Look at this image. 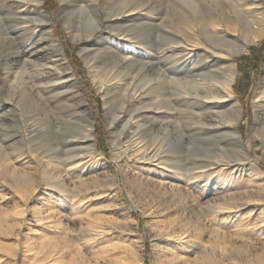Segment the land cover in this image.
<instances>
[{"label": "rangeland", "instance_id": "rangeland-1", "mask_svg": "<svg viewBox=\"0 0 264 264\" xmlns=\"http://www.w3.org/2000/svg\"><path fill=\"white\" fill-rule=\"evenodd\" d=\"M103 1L101 28L87 37L96 23L92 9H73L65 24L60 0H42L38 9L51 19L45 29L21 21L33 0H0V264H264V140L257 132V112L264 109V37L235 57L231 99L243 111L234 129L247 154L215 127L219 118L199 102L164 108L156 116L145 95L125 97L133 87L115 78L116 72L105 77L108 69L97 74L87 64L85 45L102 39L103 50L140 55L146 40L163 36L150 24L180 15L172 0H134L143 9L134 6L129 20L109 18ZM111 19L116 25H108ZM129 25L134 30H123ZM169 41L167 58L183 60L186 55L179 56ZM107 51L100 56H110ZM117 54L106 56L107 63L121 65ZM27 58L28 83L6 76L8 67L18 76ZM66 65L73 82L63 72ZM107 96L115 111L124 106L121 124L110 125ZM138 124L149 144L155 135L164 142L165 163L135 156L144 152L138 135L123 142ZM89 127L92 149L83 138ZM114 130L124 131L119 145ZM212 162L217 165L208 170L194 168ZM28 178L32 182L19 183Z\"/></svg>", "mask_w": 264, "mask_h": 264}, {"label": "bare ground", "instance_id": "bare-ground-1", "mask_svg": "<svg viewBox=\"0 0 264 264\" xmlns=\"http://www.w3.org/2000/svg\"><path fill=\"white\" fill-rule=\"evenodd\" d=\"M33 1L35 2V6L32 9H27V11H25V19L20 18L21 21L31 23L30 25L41 24L45 29L50 27L51 19L49 15L46 12L39 11L38 9L42 3V0ZM87 1L88 0H60L62 4L61 14L65 24H69L72 18L71 11L73 9H92L95 12L96 23L93 28L91 27V33L87 36L91 37L93 33L101 28L102 21L99 11L100 0H95L96 3L90 4H86ZM170 2L171 0H169L168 3ZM103 5L107 9V14H109V16H107L109 18H112L114 15H118L122 16V19L129 20L128 13L134 9V6L139 5V3L134 0H104ZM172 5H174L176 9L179 10L180 15L178 17L175 16L176 18L171 16L168 17L165 23L161 22V19L160 23L154 22L150 24L151 27L154 28L160 27L162 30L159 31L163 32V36H160V39L157 38L158 40H146L145 46L140 47L142 54L139 55L135 53L134 56L127 55V53H133L134 51H127L126 49L125 55H120L116 52L107 51L109 47H106L104 50L109 52L110 56L109 54L105 55V57L100 56L104 52L102 48L103 41L101 39V41L93 44L92 47H87L86 45L83 47L82 55L84 59L86 60L87 64L90 65L92 69L95 70V72H97V74H100L103 72V70L108 69L104 75L105 77L111 75L114 71V73L116 72L115 78L125 79L127 81L125 85H130L133 87V90L126 89L124 91L126 94L125 97L130 98L132 95H136L139 98H142L145 95L144 97L148 98L149 101V108L152 107L151 111L156 116L163 114L162 109L164 108L176 110L174 106H177L178 104L188 106L191 101L195 103L199 102L203 105L202 107L205 106L206 108L213 110L214 114L219 118L218 125H214L215 127H222L223 130H226L228 134L227 137L236 141L238 144L243 145L241 142V133L234 129V125L242 115V105L239 101L231 99L232 95L234 94L233 83L236 80L238 73V65L236 63L235 57L246 52L250 43L256 42L264 37V7L262 6L261 0H172ZM137 7L140 8L139 10L143 9L142 5ZM109 23L110 24L108 25L113 26L115 21L111 19ZM165 26L168 27V29L170 28L171 30L176 31L177 34L168 32L169 30L167 31ZM122 28L123 30H132L133 25ZM88 29L90 28L86 26L85 31ZM238 29H241L243 32L247 31L249 37L243 36L241 34L242 32L240 33ZM47 32L50 33V31ZM168 38H170L169 44L172 45L171 47L174 48V45L177 47V54L179 56L186 55L183 60L176 61L173 58H167L168 55H166L165 52V41ZM196 45H199V47L201 45L203 47V51L197 52ZM95 46H97V48ZM59 50L61 51L62 49ZM116 54L121 65L115 66L107 63L106 59H109L111 56L114 58ZM29 58H27V60L24 61L20 67L18 76L9 73L11 67L7 68L8 71L6 72V76L11 77L13 80L22 78L24 83H28L30 76L27 78V69L31 62ZM11 65L12 62H9V66ZM32 65L38 66L40 68L52 69L51 65L47 63L41 64L36 62L32 63ZM116 67L119 69L123 68L124 71H117L115 70ZM180 68L182 72L179 74L177 73V70ZM170 69H172L174 72L173 76L170 75ZM63 72H66L67 78L72 80L71 70L67 65L64 67ZM170 80L173 82L172 84L170 83ZM262 85L263 87L260 92L261 98L259 101L264 103V77L262 80ZM59 88L62 89L63 86H59ZM105 102L107 117L110 119V125L116 124V121L121 124L122 121L120 118L124 114L122 111L124 106L121 107V109L117 112L112 107L113 102L111 98L107 96ZM257 113V125L258 128L262 126V130L260 129V131L258 128L256 129H258L257 132L263 136L264 140V109H259ZM156 116H150V119L156 121L159 119L156 118ZM224 120H227L228 123H226ZM130 122L131 121L129 119L126 120L128 125ZM142 126L144 127L142 124L133 126L134 132L129 130L127 132V138L123 142H128L132 140L133 137L138 135L139 141H137V143L141 142V145L139 144V146L144 148H142L144 152L140 154H138V152L135 156H137L140 161L145 160L165 163L163 160L167 158L165 157L166 151L163 150L164 142H161L159 140L160 137L155 135L152 137V145L149 144L150 140H146V135H139V131L141 128H143ZM123 133L124 131L122 130H114V145H119L122 143ZM83 138H85L88 142L90 149L94 148V134L91 127L87 128ZM80 143L81 141L73 142L74 145H80ZM132 143L134 142L132 141ZM135 146L138 145L136 144ZM9 150L12 153V151L15 150V147H9ZM242 150H244L245 153L248 152L244 145ZM0 157L3 158L4 156ZM213 164L217 165V163L212 162L200 164L194 168H202L201 171L208 170L207 168H211V165ZM164 166L168 167L166 165ZM196 174L198 175V173ZM32 180V178L24 180L20 179L19 183L22 182V184H28L32 182ZM199 207L200 209H203V207ZM217 209L218 210L213 209V211L215 213H219L221 210L219 208ZM223 210L227 211V209Z\"/></svg>", "mask_w": 264, "mask_h": 264}, {"label": "trees", "instance_id": "trees-1", "mask_svg": "<svg viewBox=\"0 0 264 264\" xmlns=\"http://www.w3.org/2000/svg\"><path fill=\"white\" fill-rule=\"evenodd\" d=\"M254 50V48H252Z\"/></svg>", "mask_w": 264, "mask_h": 264}]
</instances>
